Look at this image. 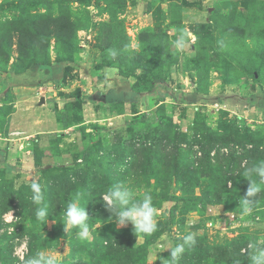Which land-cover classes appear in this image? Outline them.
<instances>
[{
    "label": "rangeland",
    "instance_id": "374dc122",
    "mask_svg": "<svg viewBox=\"0 0 264 264\" xmlns=\"http://www.w3.org/2000/svg\"><path fill=\"white\" fill-rule=\"evenodd\" d=\"M64 1L82 23L74 49L67 54L70 60L34 65L14 74L11 58L6 71L0 70V197L16 189L30 193L34 180L43 184L63 169L77 168L83 170L82 192L95 181L107 180L131 186L137 199L145 192L152 195L157 221L166 220L168 227L149 240L145 264H162L170 250L163 251L159 245L178 242L188 233L222 246L235 245L247 234L255 245H264V183L254 198L260 205L245 215L236 205L207 203L192 208L181 200L188 190H181L180 180L170 179L166 173L175 134L181 138L182 159L193 160L197 166L205 160L195 141L202 134L218 136L230 130L252 133L261 140L258 151L246 164L236 162L228 171L233 174L244 168L235 194L244 198L249 186L246 170L258 162L259 154L264 162V0ZM55 2L16 9L0 1V19L16 18L22 12L38 15L46 9L55 15L59 6ZM112 17L117 20L115 30L128 45L123 58L116 42L99 47L100 23ZM145 32L152 41L145 40ZM50 59H54L53 40ZM119 61L126 78L138 80L141 89L148 87L145 76L151 80L152 90L145 92L149 100L141 107L124 101L135 93L123 86L109 94L120 102L82 98L79 105L74 94H82V87L86 91L92 85L89 78L81 83L82 74L90 75L91 68L105 65L116 67ZM19 82L36 92L13 91L11 87ZM70 82L73 85L68 91L57 89ZM95 90L102 98L103 93ZM53 92L56 103L50 101ZM38 95L45 96L47 104L41 103ZM220 147H214L212 155L210 152V161L221 166V173L228 168L230 155L222 153ZM143 165L147 166L144 174L140 171ZM197 179L199 185L192 194L202 196L210 174H198ZM249 179L260 183L255 175ZM83 181L78 180L82 186ZM231 186L228 181L227 187ZM86 198L94 196L87 193ZM18 209L15 200L9 210L0 213V240L11 237L12 264H23L32 241L23 233V226L30 223L22 219ZM96 226L90 240L80 241L72 228L66 231L67 237H58L64 226L57 228L55 221L48 219L35 227L36 253L54 254L61 258V264L85 262L87 248L99 240V230L104 228L98 222ZM124 228L133 227L129 224ZM143 240L142 234L137 237L139 244ZM250 244L241 247V252ZM0 264L9 262L2 260Z\"/></svg>",
    "mask_w": 264,
    "mask_h": 264
},
{
    "label": "trees",
    "instance_id": "16d2710c",
    "mask_svg": "<svg viewBox=\"0 0 264 264\" xmlns=\"http://www.w3.org/2000/svg\"><path fill=\"white\" fill-rule=\"evenodd\" d=\"M7 6H13L16 9L28 8L36 6L40 3H51V1L58 3L57 13L54 15L46 9L47 12L41 14H32L26 16L23 12L16 18L0 19V70L6 71L9 60L12 58L11 69L14 74H21L25 72L29 67L34 65H50L53 63H63V61H69L70 57L67 56L68 52L74 49V43L76 40V32L82 27L81 21L74 17L68 7H66L64 0H0ZM121 4V0H118ZM24 8V9H25ZM115 17L110 18L108 22L100 23V48H105L111 42H116L119 52L123 53L121 58L126 55L125 49L128 47L127 43L123 41L121 33L115 28L118 26ZM147 42L152 41L150 36L145 32L143 34ZM50 40H53V53L54 59L51 62L50 59ZM152 46V44L150 43ZM150 46V47H151ZM13 50L16 55L13 56ZM62 52L65 54L62 56ZM62 56V57H61ZM121 61L116 66L118 73L123 77H126L124 70H122ZM115 67V66H114ZM126 71V70H125ZM127 72V71H126ZM145 81L148 83V87L141 89L138 85V80L131 84V90L136 93L149 92L152 90L151 80L145 76ZM144 90V91H143ZM60 95V93H59ZM64 95V94H63ZM76 102L81 105L83 95L80 92L74 94ZM95 95H89L88 99L93 100ZM97 99V98H96ZM101 102H106L103 98H98ZM126 101V100H124ZM173 149L168 157V164L166 165V173L170 177H176L180 180V189L184 191L187 189L185 196L181 199L185 204L191 205L193 208L197 204H223L225 206H237L240 208L239 201L243 199L238 195L239 185L242 183V169L230 174L228 171L232 170L233 164L236 162H247L250 156L255 155L258 151L257 146L261 144V140L255 139L252 133H240L238 131H232L218 136L211 134H202L196 139V144L204 152V163L200 162L197 166L193 165L192 161L183 160L181 157V149L178 142L181 138L178 134H175L173 138ZM239 145L242 149L240 152H236L234 149H230L225 155H230L226 165L228 168L226 171L220 170V165H214L210 159V152L214 147L221 145ZM191 146V143L188 142ZM246 145H250L247 148ZM219 149V148H217ZM206 150V151H205ZM212 155V154H211ZM259 159L256 164H259L263 159L259 154ZM125 158V155H121V160ZM136 163V162H135ZM134 163V164H135ZM133 164V165H134ZM246 164V163H245ZM255 164V165H256ZM147 165L150 166L148 163ZM143 167H145L143 165ZM147 167V166H146ZM146 167L141 169V173L146 172ZM83 170L80 171L77 168L63 169L60 173L46 178V181L42 184L45 193V203L49 206L50 216L48 219L55 221V226L58 228L64 223L63 210L67 203L74 199L77 193H83L81 200L82 205L85 206L86 211L91 220L98 222L104 226L100 231V238L95 241L91 246L87 248V252L84 254L86 257L85 262L79 260L69 262V264H145L147 245L150 239L159 237L168 227V222H158V230L150 236L143 235V242L138 243L137 237L141 234H134L133 228H121L116 230L114 221L110 220L111 213L104 207L102 194L106 193L109 187L115 184H120L118 181L100 180L95 181L94 185H89L86 188L87 191L82 192L84 187V181L80 176ZM209 173L210 180L208 186L202 192V196L192 194L194 189L199 185L197 175ZM81 178V179H80ZM259 178V177H258ZM90 177H88V180ZM171 179V178H170ZM78 180L83 181V186ZM232 184L231 188L227 187V182ZM122 184V183H121ZM87 193L93 194L94 198L87 199ZM32 192H21L19 189L12 190L8 195L0 197V213L9 210L11 204L15 202L19 208L18 213L25 221H28L29 226H23V233L29 235L32 240L28 247V253L25 260L29 256L35 255L37 251L36 241L38 239V232L35 229L36 226L42 224L35 215L37 205L31 201ZM164 199L172 200L173 197L165 196ZM257 200L255 199V202ZM263 201V200H262ZM154 204V203H153ZM260 205V204H255ZM63 225V224H62ZM74 229L72 230V233ZM58 237H67L64 229ZM196 244L185 251L178 261V264H251L250 257L254 254L255 240L252 236L243 234L241 239L236 242L235 245L222 246L221 244H209L204 242L200 236H195ZM9 238L0 240V262L2 260L8 261L12 264L13 258L11 255L12 245ZM247 246L243 252L241 247L246 244ZM52 244H50V247Z\"/></svg>",
    "mask_w": 264,
    "mask_h": 264
},
{
    "label": "clouds",
    "instance_id": "9594fccd",
    "mask_svg": "<svg viewBox=\"0 0 264 264\" xmlns=\"http://www.w3.org/2000/svg\"><path fill=\"white\" fill-rule=\"evenodd\" d=\"M117 53L112 52L115 57ZM253 175L259 177L260 183L249 179ZM244 177L247 178L249 186L239 201L242 213L247 215L255 203V196L261 191L260 184L264 183V162L249 167ZM32 192L31 201L37 205L35 215L42 224L48 221L50 214L49 206L45 203V193L43 185L39 181H33L30 184ZM83 193H77L75 198L70 200L63 210L64 232L69 228L76 229V237L80 241L91 239L92 233L97 231L96 222H91L88 212L81 200ZM105 209L111 213L110 217L114 221L116 230L132 225L134 234H143L150 236L158 230V221L156 210L153 204V197L145 192L142 199H137V192L131 186L124 184H115L108 188L106 193L102 194ZM196 244L194 234L188 233L181 237L178 242H164L159 247L164 250H170V255L162 261V264H178L179 259L187 249ZM255 251L250 257L251 264H264V245H253ZM23 264H61V258L48 253L38 252L29 256ZM238 264V262H237Z\"/></svg>",
    "mask_w": 264,
    "mask_h": 264
},
{
    "label": "crops",
    "instance_id": "0c3cea01",
    "mask_svg": "<svg viewBox=\"0 0 264 264\" xmlns=\"http://www.w3.org/2000/svg\"><path fill=\"white\" fill-rule=\"evenodd\" d=\"M50 65H54V63H51ZM91 74L88 75V74H82L84 76L83 80H81V83L84 84L86 83V79L89 78V81H91L90 83L92 84L91 85V88H88L86 91L83 90V87H82V95H83V98L86 100V101H89V102H94L95 100L99 101L98 98H101L98 93H95V89H99V93H103L102 94V98L105 99L106 97V101H121V100H118V99H113V98H110L109 97V94L110 93H113V92H118V90H122L123 86H126L127 87V90H131V84H132V80L130 78H126V77H123L122 75H120L118 73V70L116 67L112 66V65H105V66H102L101 68H98V69H95V68H91ZM85 79V80H84ZM94 79H97L95 82H93ZM23 83L19 82L17 84H14L11 88L13 91H19L20 89L24 92H30V90H36L37 89H34V87H30V86H25V85H22ZM46 84H49V85H52V82H46ZM61 84V83H60ZM63 84V83H62ZM61 84V85H62ZM73 85V83H67V84H63L62 87H58L57 89L60 91H68L67 89H69V87H71ZM79 86V84H76ZM100 85V86H99ZM81 87V86H80ZM101 87V88H99ZM121 88V89H120ZM66 89V90H64ZM86 89V88H85ZM101 91V92H100ZM134 92V91H133ZM135 95L133 97H135V99L130 98H123V100H126V102H129V103H136V104H140L139 106L141 107L143 104H145V102H147L149 100V98L147 97V93H136L134 92ZM89 95H95L96 98H94L93 100H89L88 99V96ZM139 96H146V97H139ZM39 99L40 98H43L44 102L47 104V98L45 96H40L38 95L37 96ZM51 99L50 101L52 103H56V94L53 92L51 95H50Z\"/></svg>",
    "mask_w": 264,
    "mask_h": 264
},
{
    "label": "built area",
    "instance_id": "2783aa9c",
    "mask_svg": "<svg viewBox=\"0 0 264 264\" xmlns=\"http://www.w3.org/2000/svg\"><path fill=\"white\" fill-rule=\"evenodd\" d=\"M246 147L248 148L250 147V145H246ZM231 148L234 149L236 152H240L242 149L239 145L236 144V145H231V146H222L220 147V151L222 153H227ZM211 154H213V151L211 152Z\"/></svg>",
    "mask_w": 264,
    "mask_h": 264
},
{
    "label": "water",
    "instance_id": "95a60500",
    "mask_svg": "<svg viewBox=\"0 0 264 264\" xmlns=\"http://www.w3.org/2000/svg\"><path fill=\"white\" fill-rule=\"evenodd\" d=\"M44 100H43V98H40V102L42 103Z\"/></svg>",
    "mask_w": 264,
    "mask_h": 264
}]
</instances>
